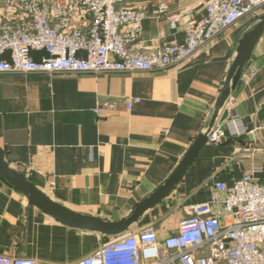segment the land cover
<instances>
[{
    "label": "crops",
    "instance_id": "crops-1",
    "mask_svg": "<svg viewBox=\"0 0 264 264\" xmlns=\"http://www.w3.org/2000/svg\"><path fill=\"white\" fill-rule=\"evenodd\" d=\"M205 3L128 0L146 13L138 43H183L188 24L204 17ZM261 15L264 5L185 64L165 70L0 74V157L72 212L108 222L127 218L208 127L238 40ZM230 99V116L246 131L264 119V34ZM251 139L228 134L219 146L206 143L175 190L130 230L153 224L164 240L189 206L209 200L214 181L230 186L257 171L255 178L264 184V144ZM108 239L56 223L0 177V254L70 264Z\"/></svg>",
    "mask_w": 264,
    "mask_h": 264
},
{
    "label": "built area",
    "instance_id": "built-area-1",
    "mask_svg": "<svg viewBox=\"0 0 264 264\" xmlns=\"http://www.w3.org/2000/svg\"><path fill=\"white\" fill-rule=\"evenodd\" d=\"M263 5L264 0H206L204 17L188 24L183 43L144 47L138 38L146 13L128 0H0V74L165 70L185 64ZM35 53L43 56L35 59ZM230 100L225 104L228 118L212 127L206 143L219 146L228 134H248L264 144V119L246 131L236 115L230 116ZM256 172L230 186L214 181L209 200L189 206L164 240L149 224L111 237L70 264H264V184ZM0 264L43 263L0 254Z\"/></svg>",
    "mask_w": 264,
    "mask_h": 264
},
{
    "label": "water",
    "instance_id": "water-1",
    "mask_svg": "<svg viewBox=\"0 0 264 264\" xmlns=\"http://www.w3.org/2000/svg\"><path fill=\"white\" fill-rule=\"evenodd\" d=\"M263 34L264 15H261L245 30L238 40L235 56L226 74L220 94L215 101L208 127L195 138L165 182L139 202L127 218L116 222H108L97 217L72 212L64 206L50 200L19 172L12 169L1 157L0 177L10 187L19 192L27 200L29 206L36 208L62 226L78 231L99 234L107 238L116 237L130 231L149 210L161 203L175 190L206 144L209 131L216 123L221 125L226 121L228 118V110L225 108V104L235 92L251 61L254 49Z\"/></svg>",
    "mask_w": 264,
    "mask_h": 264
},
{
    "label": "rangeland",
    "instance_id": "rangeland-1",
    "mask_svg": "<svg viewBox=\"0 0 264 264\" xmlns=\"http://www.w3.org/2000/svg\"><path fill=\"white\" fill-rule=\"evenodd\" d=\"M162 224H165V223L162 222V223L159 224V226L162 225Z\"/></svg>",
    "mask_w": 264,
    "mask_h": 264
}]
</instances>
